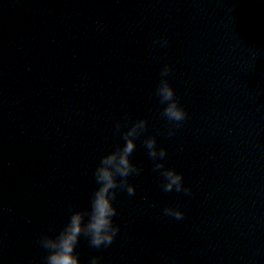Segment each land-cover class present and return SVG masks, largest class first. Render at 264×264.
I'll use <instances>...</instances> for the list:
<instances>
[{
	"label": "clouds",
	"instance_id": "1",
	"mask_svg": "<svg viewBox=\"0 0 264 264\" xmlns=\"http://www.w3.org/2000/svg\"><path fill=\"white\" fill-rule=\"evenodd\" d=\"M153 44L164 47L168 41L159 37ZM170 75L172 67L165 64L160 71L155 94L159 98V103L164 105L161 116L167 122V134L174 136L176 130L188 118V113L169 83ZM147 129V119L133 121L127 114L122 121L116 122L114 131L122 136L124 143L117 144L96 166L94 177L98 187L91 195L90 207L70 210L68 222L59 231L53 229V234L45 233L39 237L37 243L46 253L43 264H83L76 251L81 237L86 238L89 246L95 249L107 248L114 242L120 227L113 220L117 215L113 201L116 200L118 192H126L129 196L136 193V186L130 183L129 177L141 175L143 168L133 163L130 157L136 150L137 140L142 137L147 156L152 161L153 171L161 178V189L166 193L175 191L191 194L192 189L185 186L183 174L166 166L167 149L163 146L158 147L155 135H145ZM162 211L163 215L175 220H183L185 216L178 207L166 206ZM88 264H102V257L92 256Z\"/></svg>",
	"mask_w": 264,
	"mask_h": 264
}]
</instances>
